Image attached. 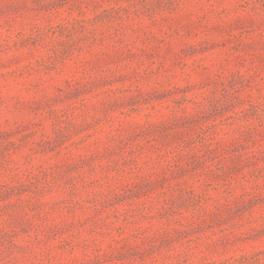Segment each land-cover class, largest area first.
<instances>
[{
  "label": "rangeland",
  "instance_id": "rangeland-1",
  "mask_svg": "<svg viewBox=\"0 0 264 264\" xmlns=\"http://www.w3.org/2000/svg\"><path fill=\"white\" fill-rule=\"evenodd\" d=\"M0 264H264V0H0Z\"/></svg>",
  "mask_w": 264,
  "mask_h": 264
}]
</instances>
